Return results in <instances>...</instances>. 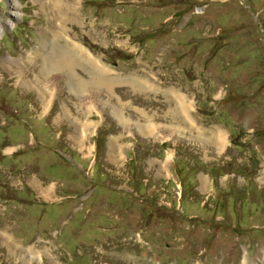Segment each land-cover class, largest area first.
<instances>
[{"label":"rangeland","instance_id":"1","mask_svg":"<svg viewBox=\"0 0 264 264\" xmlns=\"http://www.w3.org/2000/svg\"><path fill=\"white\" fill-rule=\"evenodd\" d=\"M61 1L0 0V264H264V0ZM53 30L120 83L44 69Z\"/></svg>","mask_w":264,"mask_h":264},{"label":"bare ground","instance_id":"2","mask_svg":"<svg viewBox=\"0 0 264 264\" xmlns=\"http://www.w3.org/2000/svg\"><path fill=\"white\" fill-rule=\"evenodd\" d=\"M50 2H52V1H50ZM55 5L57 7V13H58L59 18L65 19L64 23L67 24V23L73 21L74 19H78V18L75 17V14H72L73 13V8L72 7L71 8L70 7L67 8L69 10H64L63 9V7H62L63 3H62L61 0H59V2H58V0H56ZM68 6H69V4H68ZM63 13H66L67 17H66V15H62ZM2 28H3V25H0V31H2ZM63 28H64V26H63ZM51 33H52V41H51V43L54 46L57 43H59L57 41L60 38V36H59L60 32L57 31V30H53ZM66 37L68 39H70L71 43H66L65 45H62V46H60L59 45L60 43H59V44L56 45L55 48L53 47L49 51V54L46 55V53H45L44 59H47V60H45L44 69L46 68V70H48V71H51V70L53 71L54 69L55 70H66V72L68 74H70L74 79H76L78 77V74L76 73V71H77L76 66L79 63H82V65H84V66H86L89 69H92L94 71V73H93V81H94V83L93 84L95 86L100 87V88H103V87L109 88L111 85H113L115 83H120L119 81L113 82L112 78H108L109 77L108 76V74H109L108 71L110 69H109V67L106 66V64L103 63L101 58L95 56L83 44H81V43H79L77 41L75 42V40L72 39V37H69V35L66 36ZM55 39H57V41H55ZM41 45L47 47L48 44H46L45 40H44L43 42H41ZM58 46L60 47V51L56 52L55 51L56 48L59 49ZM52 50L54 51L55 55L52 54V52H51ZM34 79L36 81H38L40 79V77H38V75H37ZM125 82L129 83L132 86H134L135 89H139V88H141V89H154V88H156L151 83H147L148 81H146L145 79H143L141 77H138V76H136L133 79H131V81L127 77V78H125L123 83H125ZM35 84L36 83H34V85ZM79 84L81 85V87H82V84L85 85L82 82H79ZM46 86H45V88H46ZM165 93L166 94L168 93V95H170L173 98L174 102H175L174 106L169 109V113L172 112V116L173 117L177 116L180 119V120L178 119L180 123H182V124L183 123H187V124H189V127H193L194 129H200L201 127H199L197 125V123L192 118L191 113H190V109L193 106L192 98H190L188 95L184 96L183 93H181L180 91L176 90L174 87L170 88V89H166ZM146 118H147V116H146ZM79 123H82V122H80L79 120H77L75 122L76 130H77V132H76L77 135L73 136V139L75 141L78 140V136L80 138H81V136H83V137L85 136L84 135V131H85V134H86V130L84 129L85 127L83 128V126H79ZM210 132H211V137L210 138H211L212 142L214 144H216V146L218 147L219 151L223 150L225 144L228 142L227 135L223 131H221L220 129H216V128L210 129ZM83 140L85 141V139H83ZM111 148H112V146H111ZM203 182L204 183L206 182L205 179H204ZM7 240L9 241L10 239L7 238ZM260 258L261 257L258 256V258H255L251 262V261H249L247 256L244 255L242 257V259L240 260L239 264H263V261Z\"/></svg>","mask_w":264,"mask_h":264}]
</instances>
